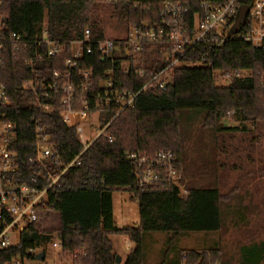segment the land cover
I'll use <instances>...</instances> for the list:
<instances>
[{"label": "trees", "instance_id": "16d2710c", "mask_svg": "<svg viewBox=\"0 0 264 264\" xmlns=\"http://www.w3.org/2000/svg\"><path fill=\"white\" fill-rule=\"evenodd\" d=\"M166 1L187 2L192 14L199 10L202 1L224 0H0V15L5 16L0 84L9 99L0 106V113L5 112L7 120L15 125L13 150L21 160L35 154L34 120L51 136L59 156L57 167L68 164L83 148L75 127L63 121L62 92L43 86L52 82L55 70H66L71 43L81 40L89 28L93 44L97 45L106 34L104 17L124 29L145 22L158 23ZM191 26L189 20L188 30ZM44 28L52 46L59 50L55 55H45L47 45L40 44ZM13 32L22 36L18 48L11 40ZM37 51L43 54L41 58L35 57ZM159 57L160 49L148 45L140 66L158 64ZM31 59L35 60L33 68ZM181 60L166 89L138 94L134 106L121 111L109 125L113 140L98 137L80 156L79 163L69 167L59 183L49 189L47 201L39 206V221L28 225L18 245L0 248V264L51 242L54 230L43 225L53 214L58 220L62 253L79 264H117L110 234L127 235L136 243L124 264H152L147 260L145 237L157 232L167 236L159 264H264V240L241 243L237 255L231 256H227L220 240L202 250L179 248L180 238L190 233L223 231L231 213L225 211L230 198L219 187L195 184L202 172L186 164L187 127L201 118L202 126L215 134H233L242 129L221 123L230 112L243 124L264 120V51L232 37L224 47L196 44ZM109 66L110 62L103 61L97 53L85 56L79 64L80 68L94 69V92ZM226 76L229 83L220 84L218 81ZM30 80H34L39 92L46 94V102L55 108L53 112H45L33 103L34 92L26 85ZM74 81L80 79L75 76ZM143 82L134 70L128 75L116 72L115 84L120 88L138 90ZM114 115L112 108H102L101 123H107ZM161 150L174 152L177 181L186 193L167 178L139 186L136 163L128 154L151 157ZM20 169V183L40 172L22 162ZM51 169H56L55 164ZM124 188L134 191L139 200L140 222L135 227H118L114 220L113 192Z\"/></svg>", "mask_w": 264, "mask_h": 264}, {"label": "built area", "instance_id": "2783aa9c", "mask_svg": "<svg viewBox=\"0 0 264 264\" xmlns=\"http://www.w3.org/2000/svg\"><path fill=\"white\" fill-rule=\"evenodd\" d=\"M243 4L249 5V12L245 23L241 25L238 33H232L235 26L240 7ZM189 3L182 1H166L161 12V19L158 23H142L130 26L127 29L120 28L114 36H107L93 44L92 34L89 28L84 31L80 42L81 47L74 53L70 45V55L65 60V71L55 70L53 80L45 84L48 89L61 91L62 97V118L63 121L74 126L79 138L84 137L85 128L81 123L70 124V115L79 113L82 117L91 113H97L98 129L91 124V128L98 130V133L91 139L80 141L82 150L68 164L59 163L55 145L46 129L34 120L35 124V154L29 156L25 161L21 160L16 151L13 150L16 139L15 125L7 120L6 113H0V248L7 249L19 244L20 235L33 222L39 221V206L47 201L49 189L58 184L65 171L79 163L80 156L100 136L113 140V135L108 130L114 118L123 110L134 106L136 97L142 92H152L166 89L174 79V69L182 64V56L192 49L196 44H213L217 47H224L232 37L246 41L255 47H261L264 51V0H224L222 2L200 3L199 10L191 14ZM5 16L0 15V52L3 49L4 39L3 20ZM192 20L191 29L188 30V21ZM22 36L13 32L11 40L18 48ZM42 42V43H41ZM47 45L45 55H55L58 48L48 39L47 28L42 31L40 44ZM155 46L160 49L158 64L140 66L141 56L148 46ZM94 53L99 54L103 61H109L110 66L104 69L105 77L98 82V88L94 87L93 68L79 67L83 58ZM40 51L35 57L41 58ZM207 59V58H204ZM3 57L0 53V66ZM32 68L35 60H29ZM163 63V64H162ZM135 73L144 80L138 90L120 88L115 84L116 72L130 74ZM78 77L80 82H75ZM229 83L228 77L221 80ZM226 82V83H227ZM225 83V84H226ZM34 92L33 103L41 110L51 113L54 106L46 102V94L39 92L34 80L26 84ZM264 88V77L261 79ZM93 100L95 103H93ZM9 102L4 87L0 84V106ZM79 104V105H78ZM113 109L115 115L105 124L101 123V109ZM233 114V112H230ZM137 166L139 186L154 184L162 178H167L181 186L184 193L186 190L177 181L178 170L174 152L168 150L158 151L154 156L145 157L136 152L128 154ZM27 163L29 166L39 168L40 172L34 173L26 182H19L22 172L20 163ZM56 169H51L52 165ZM21 172V173H20ZM20 175L21 177L17 176ZM44 222L43 227H45ZM19 233L17 243H12L13 235ZM58 250V257L55 256L54 264H79L72 259H62L61 242L59 233L51 242L44 246L27 250L24 254L15 255L5 264H29L30 261H37L38 264H48V248ZM45 252V258L40 260L37 255ZM59 260V261H58Z\"/></svg>", "mask_w": 264, "mask_h": 264}, {"label": "rangeland", "instance_id": "374dc122", "mask_svg": "<svg viewBox=\"0 0 264 264\" xmlns=\"http://www.w3.org/2000/svg\"><path fill=\"white\" fill-rule=\"evenodd\" d=\"M104 28L107 36H114L120 27L116 21L104 17ZM81 47L80 42H73L72 51L75 53ZM246 72L244 74H248ZM220 84L227 81L220 80ZM228 84V82L226 83ZM81 123L84 128V137L80 141H87L97 133V113L82 117L79 113L70 115V124ZM201 118L187 127L188 135L184 148L186 164L194 171L200 170L202 175L194 180L199 186H217L221 192L230 198L226 226L221 232L200 233L194 232L183 236L179 241L181 250L197 249L215 243L216 240L224 243L227 256L237 255L236 250L241 243L264 240V120L245 124L235 120L233 114L222 117L221 123L225 126H239L242 130L233 134H215L212 129L204 128ZM93 123V128L91 124ZM246 127V131L243 128ZM188 178V177H187ZM189 179V178H188ZM185 179V183L188 181ZM113 216L118 227L138 226L140 222L139 200L134 191L117 189L113 192ZM46 227L54 230L57 236L58 220L53 214L46 223ZM12 243H17L19 233L13 235ZM114 251L121 257L124 264L130 251L136 243L124 234H110ZM167 241L165 233H149L145 237L148 263L159 264L162 246ZM161 250V251H160ZM58 250L48 248L47 263L54 264ZM62 259H69L66 254ZM59 261V260H58ZM29 264H38L30 261Z\"/></svg>", "mask_w": 264, "mask_h": 264}, {"label": "water", "instance_id": "95a60500", "mask_svg": "<svg viewBox=\"0 0 264 264\" xmlns=\"http://www.w3.org/2000/svg\"><path fill=\"white\" fill-rule=\"evenodd\" d=\"M249 12V5L248 4H243L240 7L238 16L236 18V22H235V26L233 28L232 33H238L241 29V25L245 23V19L248 15ZM37 258L40 260H43L45 258V252H41L37 255ZM117 262L120 263L121 262V257L117 255Z\"/></svg>", "mask_w": 264, "mask_h": 264}, {"label": "crops", "instance_id": "0c3cea01", "mask_svg": "<svg viewBox=\"0 0 264 264\" xmlns=\"http://www.w3.org/2000/svg\"><path fill=\"white\" fill-rule=\"evenodd\" d=\"M112 240V239H111ZM114 246V245H113Z\"/></svg>", "mask_w": 264, "mask_h": 264}]
</instances>
